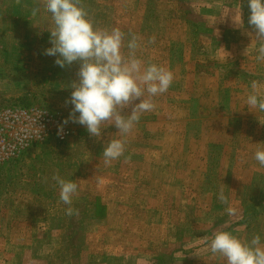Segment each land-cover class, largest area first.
<instances>
[{
    "label": "rangeland",
    "instance_id": "obj_1",
    "mask_svg": "<svg viewBox=\"0 0 264 264\" xmlns=\"http://www.w3.org/2000/svg\"><path fill=\"white\" fill-rule=\"evenodd\" d=\"M82 3L97 28L136 35L138 55L171 70L174 83L153 98L119 160L102 155L120 137L114 124L97 138L70 121L65 143L39 142L0 163V264H226L209 251L216 231L264 237V168L253 158L264 113L245 104L253 81L264 93V65L248 0ZM239 10L242 27L232 20ZM50 27L44 0H0V105H37L65 120L80 63L61 68L44 55ZM56 175L79 185L72 215Z\"/></svg>",
    "mask_w": 264,
    "mask_h": 264
},
{
    "label": "clouds",
    "instance_id": "obj_2",
    "mask_svg": "<svg viewBox=\"0 0 264 264\" xmlns=\"http://www.w3.org/2000/svg\"><path fill=\"white\" fill-rule=\"evenodd\" d=\"M44 4L51 21V47L44 50V55L55 57L54 63L61 68L80 63L78 82L72 83L73 90L66 101L72 108L57 132L63 134L64 127L71 121L99 138L105 127L114 124L120 137L107 142L102 155L105 164L119 160L126 152V137L143 113L156 109L153 98L170 89L174 73L156 63H146L138 55L142 44L136 35L129 38L118 28H97L82 0H44ZM248 6V24L254 28L257 41L255 60L264 65V0H248ZM38 12L39 8H33L32 17L35 18ZM232 20L236 26H243L240 10ZM125 47L127 54L122 51ZM251 88L246 96V106L251 112L264 113V93L256 81L252 82ZM137 100L139 102L133 104ZM130 106V113L125 114L124 110ZM253 158L264 168V146L256 148ZM54 179L60 189L59 199L68 206L67 214L72 215L73 198L79 185L59 175ZM218 198L227 203L223 192ZM228 211L232 214L234 210L229 208ZM209 251L225 258L226 264H264V237L257 233L246 241L230 231H216L210 238Z\"/></svg>",
    "mask_w": 264,
    "mask_h": 264
},
{
    "label": "built area",
    "instance_id": "obj_3",
    "mask_svg": "<svg viewBox=\"0 0 264 264\" xmlns=\"http://www.w3.org/2000/svg\"><path fill=\"white\" fill-rule=\"evenodd\" d=\"M63 121L61 113L37 105H0V163L19 158L39 142L55 139L65 143L75 129L67 124L63 134H58Z\"/></svg>",
    "mask_w": 264,
    "mask_h": 264
}]
</instances>
